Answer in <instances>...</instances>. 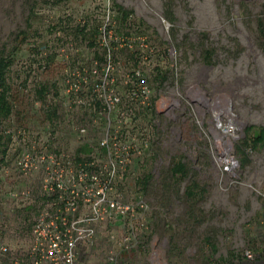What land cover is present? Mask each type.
Segmentation results:
<instances>
[{
  "label": "rangeland",
  "instance_id": "1",
  "mask_svg": "<svg viewBox=\"0 0 264 264\" xmlns=\"http://www.w3.org/2000/svg\"><path fill=\"white\" fill-rule=\"evenodd\" d=\"M105 10L106 18L110 15L106 59L113 69L106 86L121 97L114 119L120 113L136 116L124 140L142 134L149 141V149L131 159L116 181L114 195L128 204L142 198L149 208L138 249L122 251L110 240L122 235L124 224L117 219L98 227L80 264H109L110 251L117 264H149L152 245L161 264H248L245 251L256 257L252 264H262L264 139L257 138L264 130V0H0V50L15 45L18 31L26 33L8 72L19 95L18 119L8 128L16 134L25 128L40 138L51 125L44 112L57 105L55 87L63 96L67 76L104 54ZM94 31L96 43L90 46L91 38L82 36ZM133 71L150 88L147 108L132 98ZM41 85L49 87L45 98L35 93ZM93 86L84 88L83 98ZM229 105L238 130L221 138ZM67 111L60 128L54 126L53 146L74 154L87 143L99 151L101 130L79 138L70 128L88 112ZM228 145L236 166L231 172L220 166ZM17 154L8 150L0 165V240L12 250L28 246L30 225L43 202L39 194L34 206L12 198L36 185L39 176L17 175L11 167ZM178 164L185 173H172Z\"/></svg>",
  "mask_w": 264,
  "mask_h": 264
},
{
  "label": "built area",
  "instance_id": "2",
  "mask_svg": "<svg viewBox=\"0 0 264 264\" xmlns=\"http://www.w3.org/2000/svg\"><path fill=\"white\" fill-rule=\"evenodd\" d=\"M104 13L105 24L101 32L102 45L106 48V19L108 21L110 15L106 18V10ZM112 70L108 62L100 69L94 63L90 71L72 72L63 91L64 96L83 93L84 88L90 85V77L98 79L90 97L78 96L65 107L66 110L72 107L88 109L93 116L90 124L72 123V129L79 138L85 137L90 129L102 131L100 149L93 152L89 161L76 163L71 158L72 154L53 150L37 152L34 146L23 149L16 158L15 169L22 177L39 173V196L43 201L30 225L25 264H80L81 253L88 254L96 241L98 227L117 219L124 224L122 235L120 238L110 235V240L122 251L139 247V231L147 228L144 215L148 204L142 198L134 204L125 203L121 196L114 195V187L131 159L141 157L149 149V141L142 139V134L124 140L123 135L135 127L136 116L130 119L125 113H120L114 119L121 97L112 87L106 86ZM131 82L135 84L132 98L141 106L149 107L151 91L139 71H133ZM166 105L162 100L161 108L165 109ZM225 110H228L225 114L229 120L224 131L233 137L238 130L237 121L230 105ZM228 154H220V166L226 172L235 171L234 159ZM30 195V189L11 194L13 199H26ZM6 250L5 245L0 246V253ZM157 250L158 247L152 245L149 264H161ZM243 256L254 261L251 251H245ZM117 261V254L110 251L108 263L117 264ZM19 263L18 259L14 261V264Z\"/></svg>",
  "mask_w": 264,
  "mask_h": 264
},
{
  "label": "trees",
  "instance_id": "3",
  "mask_svg": "<svg viewBox=\"0 0 264 264\" xmlns=\"http://www.w3.org/2000/svg\"><path fill=\"white\" fill-rule=\"evenodd\" d=\"M86 27L83 26L80 29L81 34L83 32H85ZM95 35H97V31H94L91 34H84L82 36V39H84L85 41H89L87 42L88 45L90 46H95L96 43V37ZM26 41V33L25 31H18L17 33L14 34V39L13 42L15 43V45L13 47H11L9 50L6 49V47L4 46L3 48H1L0 50V165L5 163L6 160V156L8 153V150L10 151L11 149H13L15 152H17V156L20 154V152L23 149H30L31 147H35L37 152L43 151V150H53L56 151L57 153H68L67 150H64L62 148H58L53 146L54 142L53 140L56 138V133L54 126L57 128H60V125L62 124L61 121L65 118L64 113L69 112L66 110V104L70 101L76 100V98L82 97L83 98V94L78 93V94H70L69 96H61L62 93H60L61 88L58 86L54 87L55 92L54 95L56 94V90H58V96L57 98H52L53 103H55V101L57 102V105L55 106H48L45 109V114H46V118L48 120V123H51V125L47 124V128L44 131V133L41 134L40 138L37 137V135L40 134H35L32 133L30 131H26L25 128L24 129H18L17 134L14 133L13 131H10V129L8 128V125L10 124L11 121H14V119H18V117L15 115H17V112H15V107H16V102H18L19 100V95L18 92L15 93L13 88H12V84L10 82V80L8 79V72L10 70V68L12 67L13 63H14V55L15 53L21 48V46L23 45V43ZM104 54L103 56L97 57V58H93L91 59L89 65L86 67L87 69H84L85 67H78L77 69H74L72 72H84V70H88L90 71L93 67H94V63L97 64V67L100 69L101 67H103L105 64H107L108 62H110V60L108 61L106 59V48H103ZM41 55L43 56V58L46 60L48 59V55L44 52H41ZM43 69H45V66L43 67ZM69 75L67 76V78L64 80V89H65V84H66V80L69 79ZM111 77V75H109V78ZM92 77H90V83H97L98 79H95V81L92 82L91 80ZM135 86V84H134ZM49 87L45 86V85H41L39 86L38 90H36V94L38 95V97L41 98H45V96L47 95V89ZM63 89V91H64ZM53 95V96H54ZM56 96V95H55ZM85 98H88L87 96ZM58 99V100H57ZM78 108V107H76ZM81 109L82 111L88 112L87 114L85 113L84 115H86L82 122L78 125H85V124H90L93 116L92 114L89 112L88 109H84V108H78ZM16 119V120H17ZM62 119V120H61ZM17 122V121H16ZM7 125V126H5ZM28 126V125H27ZM27 128V127H26ZM70 128L72 129V124L70 126ZM28 129V128H27ZM73 130V129H72ZM17 136V139L15 138ZM264 139V130H261V135L257 138L258 143H262L260 140ZM41 141H44L43 143H41V147H39V143ZM14 144H17V146L14 148ZM84 143V145L80 148H78L76 150V152L74 154L71 155V158L73 159V161H75L76 163H79L81 161H89L90 157L92 156L93 152H96L97 150H95V148H91L90 149V145L86 146ZM10 146V147H9ZM45 146V147H44ZM53 146V147H52ZM100 149V148H99ZM16 156V158H17ZM16 158L13 161V165L11 166L14 170V172L17 175H20L18 173V171L15 169V161ZM185 168L183 165L178 164L176 165V167L172 168V173L174 174H178V173H185ZM32 175H39V173H34L31 174L29 176ZM37 177V183L36 185L32 186V188L30 189L31 191V195L26 198V199H19V202H23L26 206H34V203L36 201L39 194V177L40 176H36ZM27 179V178H26ZM29 201V202H28ZM32 206V207H33ZM1 245H5L7 250L5 253H0V264H14V261L16 259L19 260V264H25L24 261V254L27 251V247H25L24 249H14L12 250L7 243L4 242V240H0V246ZM29 245V244H28ZM256 259V257H255ZM254 259V260H255ZM243 261L246 263H250L252 264L255 261H249L247 260L244 256H243ZM262 264H264V258H262ZM242 263V262H241Z\"/></svg>",
  "mask_w": 264,
  "mask_h": 264
},
{
  "label": "bare ground",
  "instance_id": "4",
  "mask_svg": "<svg viewBox=\"0 0 264 264\" xmlns=\"http://www.w3.org/2000/svg\"><path fill=\"white\" fill-rule=\"evenodd\" d=\"M224 112L228 113V110H225ZM219 113H221V112H219ZM219 113L217 114V118H216V119L220 122V118H221V117L219 116ZM222 114H223V113H222ZM224 115H225V114H224ZM237 126H238V124H237ZM226 129H227V128H226ZM220 133H221V132H220ZM227 133H228V131L225 130V131H223V134H222V133H221L222 135L219 134L218 137H221V138H222V137H223L224 135H226ZM229 147H230V146L228 145V148H226V149L224 148V152H225L226 154H227L228 151H229Z\"/></svg>",
  "mask_w": 264,
  "mask_h": 264
}]
</instances>
